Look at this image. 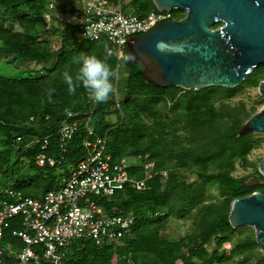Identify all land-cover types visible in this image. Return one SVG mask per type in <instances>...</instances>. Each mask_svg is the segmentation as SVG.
<instances>
[{
	"label": "trees",
	"instance_id": "trees-1",
	"mask_svg": "<svg viewBox=\"0 0 264 264\" xmlns=\"http://www.w3.org/2000/svg\"><path fill=\"white\" fill-rule=\"evenodd\" d=\"M51 1L0 0V61L44 64L43 72L34 76L12 78L0 73L1 199L15 200L4 192L7 188L31 198L57 189L60 177L56 171L73 169L87 156L82 145L87 137L85 124L73 134L65 152L59 148V128L68 113L83 121L91 112L90 118L95 120L90 122V138H105L106 153L113 163L139 158L140 163L132 164L127 172L138 180L146 179L145 188L125 184L111 197H101L104 209L131 213L133 227L121 238L101 245L91 240L72 244L64 264H230L232 256L238 254L242 258L233 264H250L251 258L255 259L253 264H261V253H254L259 247L253 234L238 233L232 254L219 250L236 231L249 229L232 227L228 218L231 202L255 191L264 195V177L256 167L259 183L250 184V176L233 175L236 162L243 168L252 167L248 156L258 141L254 134L240 131L254 110H248L243 102L236 106L228 103L245 86L259 85L264 79V64L234 89L158 87L145 78L143 66L127 46L118 60L107 52L104 41L80 39L74 27L63 23L49 27L44 13ZM70 4V0H58L56 5L64 12ZM130 6L139 16L156 9L152 0H131ZM50 35L60 38L56 50L51 48ZM81 53L105 59L115 78L124 65L126 86L120 107L109 99L95 103L83 87L68 92L63 73L75 74L72 61ZM111 115H118V121L110 122ZM47 135L49 141L42 150V138ZM18 136L22 140L17 145ZM32 138L37 142L24 148ZM38 153L54 158L55 165L37 166ZM145 159L154 163L150 178L141 166ZM183 172L195 174V179L187 181ZM213 184L218 187L219 198L206 202L207 187ZM170 218H191L194 232L168 240L162 232ZM18 220L8 222L1 246H23L11 236V230L20 227Z\"/></svg>",
	"mask_w": 264,
	"mask_h": 264
},
{
	"label": "built area",
	"instance_id": "built-area-1",
	"mask_svg": "<svg viewBox=\"0 0 264 264\" xmlns=\"http://www.w3.org/2000/svg\"><path fill=\"white\" fill-rule=\"evenodd\" d=\"M70 1L71 4L67 5L64 12L58 9V0L49 3L44 13L48 26L63 23L74 27L80 39L104 41L107 52L118 60L122 58V50L127 46L126 39L144 34L160 22L175 19L173 10L176 9H155L139 16L125 13L121 0ZM90 117L91 112L82 121L76 114L68 113L59 128V148L65 152L73 134L85 124L87 137L82 145L87 156L77 163L67 178L60 180L57 189L47 191L39 198L23 197L9 188L4 190L15 200L8 201L0 197V238L4 229L9 227L8 222L18 218L20 227L12 229L11 236L19 239L23 246L16 248L10 244L0 245V264H41L42 261L64 264L72 244L91 240L101 245L121 238L133 227L134 216L131 213L119 214L106 210L99 200L101 197H111L125 184L144 189L146 179L138 180L129 176L127 169L136 162L126 164L125 159L119 163L111 162L110 155L106 153L105 138H90L93 135ZM21 140V137H16L17 145ZM48 141L49 135L42 138V150ZM36 142L37 138H32L24 148ZM145 160L141 166L146 178H150L154 163ZM55 163L54 158L43 153L35 157V164L39 167L46 164L54 166Z\"/></svg>",
	"mask_w": 264,
	"mask_h": 264
},
{
	"label": "water",
	"instance_id": "water-1",
	"mask_svg": "<svg viewBox=\"0 0 264 264\" xmlns=\"http://www.w3.org/2000/svg\"><path fill=\"white\" fill-rule=\"evenodd\" d=\"M158 11L184 12L181 19L158 23L126 39L143 66L145 78L158 87L184 90L238 88L264 64V0H152ZM215 24H219L214 28ZM264 98V80L258 85ZM240 133L264 135V106ZM264 177V156L257 165ZM233 228L247 226L264 254V195L234 199L228 214Z\"/></svg>",
	"mask_w": 264,
	"mask_h": 264
},
{
	"label": "rangeland",
	"instance_id": "rangeland-1",
	"mask_svg": "<svg viewBox=\"0 0 264 264\" xmlns=\"http://www.w3.org/2000/svg\"><path fill=\"white\" fill-rule=\"evenodd\" d=\"M131 0H121V6L125 13H132L131 12V6H130ZM184 16V12L180 10H173V17L175 19H181ZM55 25H58L57 23H54ZM76 36V35H75ZM51 38V48L52 50H56L60 47V38L52 37ZM123 53V52H122ZM44 64L39 65H32L30 63L26 64L24 62H21L19 60L15 61L14 63H8L5 61H0V73L6 77H12V78H21V77H29L39 74L40 72H43ZM116 76V75H115ZM264 80V79H263ZM262 81V80H261ZM113 84H114V91L110 95L109 100H112L116 106L119 105L123 99L124 90L126 86V74L124 73V65L122 64L121 68L118 71L117 77H113ZM239 102H243L248 110L253 109L254 112H258L263 106H264V98L259 95L258 93V86H245L242 90H240L235 97L230 99L228 103L231 106H236ZM122 104V103H121ZM124 112L119 113V115L122 117ZM118 115H111L109 116L108 120L112 123H115L118 121ZM91 119V122L94 121ZM255 140H257L256 148L249 154L248 161L252 164V167L249 168H243L239 162H236V169L233 171V175L236 177L241 176H250V179L248 182L250 184H255L261 182L260 179L255 176V168H257V165L259 161L264 156V135L263 134H254L253 137ZM126 164H132L134 161L136 164L139 163V158H126L125 159ZM72 169L70 167H64L62 169H58L56 171V177L61 180V178L65 179L69 176ZM186 176L187 181H192L195 179V174H191L188 172H183ZM165 174V173H163ZM1 188V186H0ZM217 185H209L207 187V194H206V202L208 201H216L219 198ZM258 192V191H255ZM249 228V227H248ZM194 232V225L193 220L191 218L186 219H177V218H170L165 230L162 232V234L167 238L168 240H178L181 237H185L187 235H190ZM242 232L243 235H249L253 234L254 231L249 229H240L235 232V234L232 236L231 240L229 242H226L222 245L219 252L222 254H232L236 240L239 237L238 233ZM212 247H215V244H212ZM254 253L258 254L261 253L259 248H256ZM242 256L233 255L231 258L230 264H233L235 261L241 260ZM259 259L261 261V264H264V254L261 253L259 255ZM255 262L254 258H251L249 260L250 264H253ZM178 264H181L178 262ZM220 264V263H217Z\"/></svg>",
	"mask_w": 264,
	"mask_h": 264
},
{
	"label": "clouds",
	"instance_id": "clouds-1",
	"mask_svg": "<svg viewBox=\"0 0 264 264\" xmlns=\"http://www.w3.org/2000/svg\"><path fill=\"white\" fill-rule=\"evenodd\" d=\"M75 74L70 71L63 73V79L69 93L83 87L89 99L95 103L107 102L114 91V73L105 59L96 55L81 53L74 57ZM29 140V139H28Z\"/></svg>",
	"mask_w": 264,
	"mask_h": 264
},
{
	"label": "crops",
	"instance_id": "crops-1",
	"mask_svg": "<svg viewBox=\"0 0 264 264\" xmlns=\"http://www.w3.org/2000/svg\"><path fill=\"white\" fill-rule=\"evenodd\" d=\"M135 162V161H134Z\"/></svg>",
	"mask_w": 264,
	"mask_h": 264
}]
</instances>
